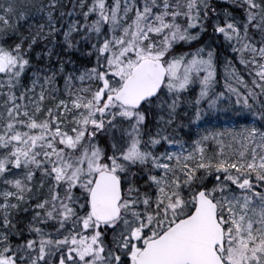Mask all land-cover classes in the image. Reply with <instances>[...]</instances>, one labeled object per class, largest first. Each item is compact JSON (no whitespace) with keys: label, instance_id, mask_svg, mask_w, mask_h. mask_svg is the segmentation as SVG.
I'll use <instances>...</instances> for the list:
<instances>
[{"label":"snow or ice","instance_id":"snow-or-ice-1","mask_svg":"<svg viewBox=\"0 0 264 264\" xmlns=\"http://www.w3.org/2000/svg\"><path fill=\"white\" fill-rule=\"evenodd\" d=\"M0 264H264V0H0Z\"/></svg>","mask_w":264,"mask_h":264},{"label":"trees","instance_id":"trees-1","mask_svg":"<svg viewBox=\"0 0 264 264\" xmlns=\"http://www.w3.org/2000/svg\"><path fill=\"white\" fill-rule=\"evenodd\" d=\"M222 124H223V121H221L220 123H218V124L216 125V127H217V128H221Z\"/></svg>","mask_w":264,"mask_h":264},{"label":"rangeland","instance_id":"rangeland-1","mask_svg":"<svg viewBox=\"0 0 264 264\" xmlns=\"http://www.w3.org/2000/svg\"><path fill=\"white\" fill-rule=\"evenodd\" d=\"M223 119H224V118L222 117V118H221V121H223ZM223 126H224V124H222V126H221V127H223Z\"/></svg>","mask_w":264,"mask_h":264}]
</instances>
